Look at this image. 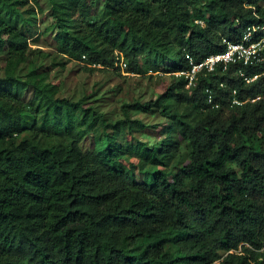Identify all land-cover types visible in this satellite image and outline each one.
<instances>
[{
    "label": "trees",
    "instance_id": "1",
    "mask_svg": "<svg viewBox=\"0 0 264 264\" xmlns=\"http://www.w3.org/2000/svg\"><path fill=\"white\" fill-rule=\"evenodd\" d=\"M21 1L0 0V264H264V62L173 78L166 136L131 142L143 123L22 73L46 52ZM48 1L59 53L141 74L188 72L264 25V0Z\"/></svg>",
    "mask_w": 264,
    "mask_h": 264
},
{
    "label": "rangeland",
    "instance_id": "2",
    "mask_svg": "<svg viewBox=\"0 0 264 264\" xmlns=\"http://www.w3.org/2000/svg\"><path fill=\"white\" fill-rule=\"evenodd\" d=\"M40 4L42 11L33 0L21 1L18 4L20 12L27 20L26 33L29 35L31 46L46 52L44 57L37 59L25 71L22 70V73L28 74L33 69L48 72L46 81L57 84L58 96L90 104L112 122L131 117L144 124L143 128L136 124L132 130H127L123 135L124 140H162L166 133L155 131L152 127H167L170 120L168 113L157 103V99L160 96L161 99L164 98L168 83L184 73L166 69L156 72L148 69L141 74L128 71V66L121 63L114 67H103L91 65L84 60L71 59L56 49L55 18L50 14L49 1L40 0ZM28 92L29 95L33 92L31 87ZM28 98L31 99V96ZM138 103H149L150 108L143 110L136 105ZM91 140L92 137H86L82 142L85 150L92 149ZM138 175L141 179L142 174ZM153 241L147 240L149 243Z\"/></svg>",
    "mask_w": 264,
    "mask_h": 264
},
{
    "label": "built area",
    "instance_id": "3",
    "mask_svg": "<svg viewBox=\"0 0 264 264\" xmlns=\"http://www.w3.org/2000/svg\"><path fill=\"white\" fill-rule=\"evenodd\" d=\"M227 44L225 52L212 54L208 56L204 61L193 63V67L188 72H183L184 75L189 79L188 86L193 83L196 74L207 69L213 71L216 65L223 62L224 68L229 63L243 62L245 64L264 62V25H254L248 27L243 37L238 41H230L224 39ZM120 63L126 65V62L121 59ZM258 75L253 77H246L248 81L254 80ZM237 102V100H235Z\"/></svg>",
    "mask_w": 264,
    "mask_h": 264
}]
</instances>
